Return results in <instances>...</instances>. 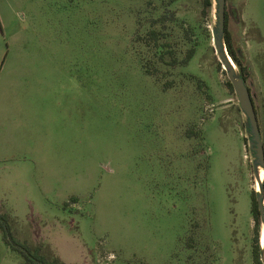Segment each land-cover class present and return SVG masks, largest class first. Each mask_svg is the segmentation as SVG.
Wrapping results in <instances>:
<instances>
[{
  "label": "rangeland",
  "instance_id": "rangeland-1",
  "mask_svg": "<svg viewBox=\"0 0 264 264\" xmlns=\"http://www.w3.org/2000/svg\"><path fill=\"white\" fill-rule=\"evenodd\" d=\"M225 1L264 141V0ZM214 24L202 0H0V212L18 240L64 264H253L262 167ZM193 44L185 65L159 59ZM0 264H22L1 232Z\"/></svg>",
  "mask_w": 264,
  "mask_h": 264
},
{
  "label": "trees",
  "instance_id": "trees-1",
  "mask_svg": "<svg viewBox=\"0 0 264 264\" xmlns=\"http://www.w3.org/2000/svg\"><path fill=\"white\" fill-rule=\"evenodd\" d=\"M176 1V0H171ZM212 0H202V7L205 14H209L212 11ZM228 17L229 13L225 9V26H224V34L223 39L227 49L228 54L233 59L234 63L238 66L240 73L244 77L245 81L247 79L244 66L242 64V59L238 54L237 50L234 47L232 35L229 31L228 27ZM163 17L157 18L155 21H162ZM159 32L155 29L148 30L145 35L142 37V40L146 45H154L155 47H160L159 42ZM162 46V45H161ZM195 44L191 45L187 48L185 56L178 60L177 57L174 55V52L171 49H166L165 51L168 52V60L163 58V55L159 56L160 61L164 64L175 66L176 64L185 65L188 61L192 58L195 53ZM219 67L220 63H218ZM148 68V67H147ZM146 68V69H147ZM147 73H151L150 70H146ZM170 83L165 82L164 87L166 88ZM228 88L233 90L232 85L229 81L226 82ZM248 89L251 94V89L248 86ZM251 99L255 108V112L257 115V109L255 107V103L253 101L252 95ZM258 118V115H257ZM259 123V119H258ZM260 126V123H259ZM188 136L193 135V133H189L186 131ZM264 147V141H263ZM262 189H263V197H264V178L262 182ZM250 212L253 217V244H252V263L253 264H263L261 260V252L262 249L260 247V225L262 222L260 212L258 209L257 201L255 198V190L251 192V207ZM0 232L2 235V239L4 243L13 251H16L20 257L22 264H64L58 256H48L44 253L45 246L44 245H32L26 241L18 240L14 233L11 231V224L9 216L5 213L0 212Z\"/></svg>",
  "mask_w": 264,
  "mask_h": 264
},
{
  "label": "water",
  "instance_id": "water-1",
  "mask_svg": "<svg viewBox=\"0 0 264 264\" xmlns=\"http://www.w3.org/2000/svg\"><path fill=\"white\" fill-rule=\"evenodd\" d=\"M215 15V24L212 28V42L215 54L222 69L225 71L227 80L231 83L235 96L237 98L238 106L241 112L245 115V130L248 133V147L252 154V164L257 171L258 167L264 170V147L261 137V131L258 123V118L251 99V94L247 83L242 74L237 72L233 59L227 52L223 34L225 26V0H212ZM262 180L258 181L259 190L255 189V198L258 209L262 219V241H260L261 260L264 264V197L262 189Z\"/></svg>",
  "mask_w": 264,
  "mask_h": 264
},
{
  "label": "bare ground",
  "instance_id": "bare-ground-1",
  "mask_svg": "<svg viewBox=\"0 0 264 264\" xmlns=\"http://www.w3.org/2000/svg\"><path fill=\"white\" fill-rule=\"evenodd\" d=\"M264 178V170L261 168H259V171H258V177H257V183L255 185V189L256 190H259V184H258V181L259 180H262ZM261 241H262V236H261Z\"/></svg>",
  "mask_w": 264,
  "mask_h": 264
},
{
  "label": "flooded vegetation",
  "instance_id": "flooded-vegetation-1",
  "mask_svg": "<svg viewBox=\"0 0 264 264\" xmlns=\"http://www.w3.org/2000/svg\"><path fill=\"white\" fill-rule=\"evenodd\" d=\"M225 9H226V6H225ZM227 10V12L230 14V12H229V10L228 9H226ZM232 12V11H231ZM248 86V85H247ZM255 109V108H254ZM260 127V126H259ZM260 131H261V129H260Z\"/></svg>",
  "mask_w": 264,
  "mask_h": 264
}]
</instances>
